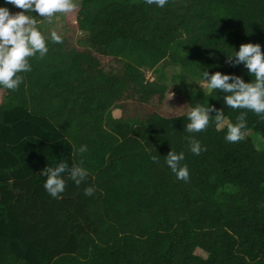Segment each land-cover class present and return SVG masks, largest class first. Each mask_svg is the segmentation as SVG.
Instances as JSON below:
<instances>
[{"label": "trees", "instance_id": "trees-1", "mask_svg": "<svg viewBox=\"0 0 264 264\" xmlns=\"http://www.w3.org/2000/svg\"><path fill=\"white\" fill-rule=\"evenodd\" d=\"M36 20L62 41L0 88V264H264V119L198 85L202 70L251 79L226 55L247 42L264 53V0H78ZM197 103L232 122L244 111V139L226 142L214 116L185 132ZM188 136L206 150L192 154ZM169 149L184 152L187 182ZM60 159L90 174L52 198L39 172Z\"/></svg>", "mask_w": 264, "mask_h": 264}, {"label": "clouds", "instance_id": "clouds-1", "mask_svg": "<svg viewBox=\"0 0 264 264\" xmlns=\"http://www.w3.org/2000/svg\"><path fill=\"white\" fill-rule=\"evenodd\" d=\"M144 3L163 8L167 0H144ZM8 4L23 11L10 13L5 6ZM77 7L78 0H4V3L0 4V88L16 90L23 80L20 73L31 71L28 58H43L49 50V42L62 41V36L55 30L50 31L46 38L37 26V16L51 23L54 15L71 13ZM33 12L37 15L34 16ZM226 57L232 64H243L251 79L246 82L236 74L220 71L209 73L202 70L198 85L202 87L203 92L207 91L208 97H213L211 93L214 90L223 93L222 102L227 107L234 110L246 109L260 119H264V53L261 52L260 44L241 43L238 50L232 47V51ZM171 95L170 93L169 97ZM216 98L219 97L216 96L214 99ZM213 111L215 115H210ZM174 115L180 117V114ZM183 115L187 120L183 126L187 133L202 132L209 125L210 117L214 116L217 130L221 127L226 129L224 135L226 142L235 143L244 139L243 130L246 128L244 111L239 112L235 122H232L224 119V113L219 108H214L209 103L206 105L197 103L190 106ZM186 140L188 150L192 154L199 155L206 150L194 136H188ZM74 150L77 154H83L88 148L87 145L80 144ZM149 158L153 162H159L158 155ZM184 159L183 151L176 152L169 149L164 163L177 180L187 182L188 166L186 163H181ZM89 174V170L83 166V160L79 163H71L69 166L64 159L57 160L54 165L45 166L39 172V175L45 177L42 186L52 198H60L68 180L79 186ZM94 190V185H88L84 187L83 192L85 196H90Z\"/></svg>", "mask_w": 264, "mask_h": 264}, {"label": "rangeland", "instance_id": "rangeland-1", "mask_svg": "<svg viewBox=\"0 0 264 264\" xmlns=\"http://www.w3.org/2000/svg\"><path fill=\"white\" fill-rule=\"evenodd\" d=\"M259 141V138L257 136V138L255 139V142L257 143ZM196 253H199V254H202L203 256H205V253H203L202 251L200 250H195Z\"/></svg>", "mask_w": 264, "mask_h": 264}]
</instances>
